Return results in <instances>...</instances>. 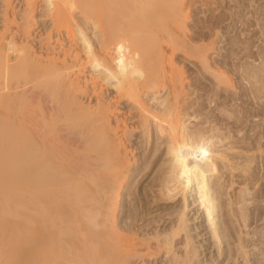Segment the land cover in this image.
<instances>
[{"label":"bare ground","instance_id":"6f19581e","mask_svg":"<svg viewBox=\"0 0 264 264\" xmlns=\"http://www.w3.org/2000/svg\"><path fill=\"white\" fill-rule=\"evenodd\" d=\"M40 2L26 0L18 14L21 23L13 15L15 6L10 9L13 17L4 4L0 216L18 221L13 219L17 225L10 226L11 233L0 228V236L7 235L3 241L0 237L1 246L14 239L17 264H153L160 256L166 257L163 264H194L199 248L204 257L197 264L215 261L208 239L197 244L194 238L200 232H187L189 221L201 212L195 206L199 198L194 176L182 165L181 153L184 149L194 157L203 137L181 118L190 108L183 103V73L164 50L167 44L172 55L178 50L191 56L199 52L182 38L184 0ZM36 6L42 7L40 13ZM38 14L50 22L39 36L32 32ZM14 22L26 42L16 34L21 29L16 25L14 32H19L8 35ZM32 33L37 48L29 38ZM203 64L207 66L206 58ZM168 89L170 98L149 106L147 97L155 100ZM165 137L176 164L155 180L164 194L172 192L165 183H179L184 206L176 221L160 216L159 224L150 227L151 222H139L161 208L158 200L146 202L143 189L134 193L125 187L133 175L143 179L153 170L164 154ZM207 142L217 141L211 137ZM143 147L154 152L148 163L146 154L141 155ZM124 195L131 196L125 212L120 210ZM7 197L16 205L4 202Z\"/></svg>","mask_w":264,"mask_h":264},{"label":"rangeland","instance_id":"374dc122","mask_svg":"<svg viewBox=\"0 0 264 264\" xmlns=\"http://www.w3.org/2000/svg\"><path fill=\"white\" fill-rule=\"evenodd\" d=\"M5 1L0 2L1 13L5 10L4 15L0 16V28H4L3 19L6 21L7 18H4L5 12H9L8 15L15 13L16 22L21 23L18 14L20 16L27 6L26 0H9L12 3ZM30 1L41 3V0ZM6 3L8 10L4 8ZM12 5L15 6L13 13L10 10L13 9ZM36 7L37 13H40L42 7ZM184 12L186 17L184 28L181 29L182 38L199 52L191 56L178 50L172 55L171 47L167 44L164 50L168 56H172L175 69L183 73V103H189L190 108L181 118L197 132L196 136L203 137L194 148V157H188L184 149L181 153L182 165L194 176L193 189L199 198L195 206L201 212L200 218L189 221V228L192 224L203 222L202 226L191 231L188 228L187 232L194 236L200 232L194 238L198 240L197 244L202 238H207L211 243L215 261L209 264H264V0H184ZM75 13L76 20H79L81 16L77 11ZM38 15L36 21L39 22L32 32L35 31L39 36L48 29L46 26L50 22L44 23L45 17ZM12 16L9 20L12 18L14 21ZM18 23L9 24L12 29L8 35L23 31ZM15 25L22 30L15 29L14 32L13 27L17 28ZM90 27L87 26L89 31ZM19 33L16 34L23 37V32ZM33 33L29 38L34 46L38 44V39L35 40L36 35ZM52 33L56 36L57 32ZM201 47L206 51H202ZM205 58L207 66L203 64ZM170 92L168 89L155 95V100L152 96L147 97L149 106L157 107L160 101L171 97ZM211 137L217 142H207ZM168 142L169 138L162 139L165 151L153 170H149L143 179L133 175L129 179L130 185L125 187V191L129 189L134 193L143 189L146 202L158 200L161 208L139 222H151L150 227L159 224L157 220L160 216H164L167 222L171 217L176 221L184 206L181 187H177L179 183L175 186L165 183L164 186L172 192L165 190L164 194L161 183L155 180L156 174L163 177L170 171L169 165L176 164V160L167 152ZM144 147L141 148V155L146 154L148 163L153 159L154 152ZM212 154L217 157H212ZM3 186L6 188L8 185ZM10 189L14 191L13 187ZM10 197L3 201L10 205L13 202L14 205L16 196L13 195L14 201ZM130 199L131 196L124 195V205L129 206ZM123 207L120 210L125 212L126 205ZM124 212L119 215L120 223L124 220ZM13 219L18 221L15 217L9 222L4 219L7 223L1 221L0 225H3L0 228L4 226L1 229L10 232V226L17 225ZM5 236H0L2 241ZM13 240L6 242L9 245L5 244V249L0 242V264L18 263L17 247L13 246ZM202 249L199 248V251ZM200 253L194 256L192 263L202 261L204 254L199 256ZM164 257H157L158 260H154L153 264H163Z\"/></svg>","mask_w":264,"mask_h":264}]
</instances>
